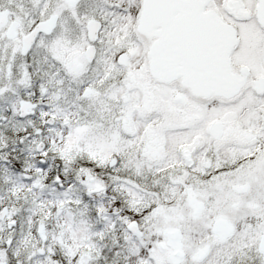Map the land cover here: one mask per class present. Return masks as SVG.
Listing matches in <instances>:
<instances>
[{"label": "snow or ice", "instance_id": "6c2138e0", "mask_svg": "<svg viewBox=\"0 0 264 264\" xmlns=\"http://www.w3.org/2000/svg\"><path fill=\"white\" fill-rule=\"evenodd\" d=\"M0 264H264V0H0Z\"/></svg>", "mask_w": 264, "mask_h": 264}]
</instances>
